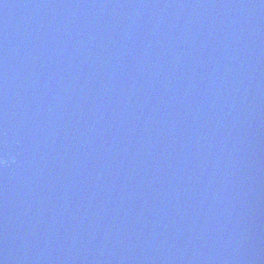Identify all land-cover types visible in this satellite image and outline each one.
Here are the masks:
<instances>
[{
  "label": "water",
  "instance_id": "95a60500",
  "mask_svg": "<svg viewBox=\"0 0 264 264\" xmlns=\"http://www.w3.org/2000/svg\"><path fill=\"white\" fill-rule=\"evenodd\" d=\"M0 264H264V0H0Z\"/></svg>",
  "mask_w": 264,
  "mask_h": 264
}]
</instances>
